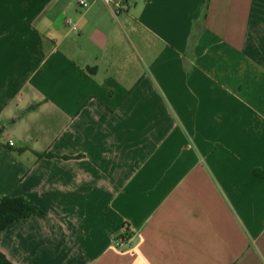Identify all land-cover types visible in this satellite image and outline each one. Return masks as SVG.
<instances>
[{"label": "crops", "instance_id": "crops-1", "mask_svg": "<svg viewBox=\"0 0 264 264\" xmlns=\"http://www.w3.org/2000/svg\"><path fill=\"white\" fill-rule=\"evenodd\" d=\"M80 1L0 0V252L264 264V0Z\"/></svg>", "mask_w": 264, "mask_h": 264}, {"label": "trees", "instance_id": "trees-1", "mask_svg": "<svg viewBox=\"0 0 264 264\" xmlns=\"http://www.w3.org/2000/svg\"><path fill=\"white\" fill-rule=\"evenodd\" d=\"M37 209L21 198L4 197L0 200V235L11 224L29 217ZM127 231L122 235L127 236ZM0 264H12L0 252Z\"/></svg>", "mask_w": 264, "mask_h": 264}, {"label": "built area", "instance_id": "built-area-1", "mask_svg": "<svg viewBox=\"0 0 264 264\" xmlns=\"http://www.w3.org/2000/svg\"><path fill=\"white\" fill-rule=\"evenodd\" d=\"M104 4H106L107 6H113L114 8H115V12L116 13H118L119 12V9H120V4L119 3H116L114 0H101ZM79 5L81 6V7H87V3H86V1H80L79 2ZM66 24L68 25V26H70V25H72L71 24V21L70 20H67L66 21ZM73 29H75V27H73ZM119 245H121V244H119Z\"/></svg>", "mask_w": 264, "mask_h": 264}]
</instances>
